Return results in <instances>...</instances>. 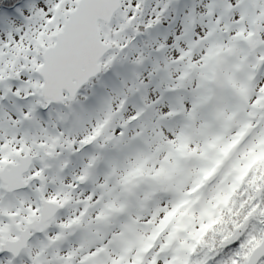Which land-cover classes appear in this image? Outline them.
<instances>
[{"label": "snow or ice", "instance_id": "1", "mask_svg": "<svg viewBox=\"0 0 264 264\" xmlns=\"http://www.w3.org/2000/svg\"><path fill=\"white\" fill-rule=\"evenodd\" d=\"M0 264H264V0H0Z\"/></svg>", "mask_w": 264, "mask_h": 264}]
</instances>
